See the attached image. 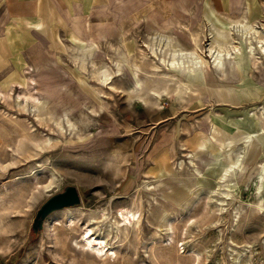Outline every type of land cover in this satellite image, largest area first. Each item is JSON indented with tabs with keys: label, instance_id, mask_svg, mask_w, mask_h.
Segmentation results:
<instances>
[{
	"label": "rangeland",
	"instance_id": "374dc122",
	"mask_svg": "<svg viewBox=\"0 0 264 264\" xmlns=\"http://www.w3.org/2000/svg\"><path fill=\"white\" fill-rule=\"evenodd\" d=\"M200 1L39 0L45 17L7 20L0 264H264V97L244 103L256 117L248 128L231 127V110L202 98L203 86L240 79L243 64L261 91L264 31L243 16L244 0L241 18L227 31L208 30ZM25 8L35 12L37 4L30 0ZM239 22L251 33L241 37ZM236 45L240 50L227 55ZM170 48L201 56L194 72L170 70L163 61L171 59ZM218 48L224 70L214 65ZM32 95L50 109L44 119L52 117L56 130L63 125L65 135L26 112L38 103ZM237 159L225 179L221 173ZM68 185L80 203L50 213L34 233L39 206ZM127 207L139 222L117 224V209ZM69 209L83 221L73 229L66 227ZM91 213L92 226L116 253L109 258L81 241Z\"/></svg>",
	"mask_w": 264,
	"mask_h": 264
},
{
	"label": "crops",
	"instance_id": "0c3cea01",
	"mask_svg": "<svg viewBox=\"0 0 264 264\" xmlns=\"http://www.w3.org/2000/svg\"><path fill=\"white\" fill-rule=\"evenodd\" d=\"M8 1L10 5L7 4ZM27 1L30 0H0V59L6 55L8 49L6 25L9 18L45 17V14L42 12L44 11V8H40L42 3L39 2V0H33L37 4V9L35 12L31 13L25 8V2ZM240 1L241 0H201L200 2L202 3H200L201 5L198 6V10L200 17L206 19L208 30L212 26H215L227 31L233 21L241 18L240 14L238 13V8L241 5L239 4ZM43 7H45V4ZM50 16L54 15L49 14L48 17ZM243 16L248 22L255 23L260 30L264 31V0H244ZM4 20L5 22L3 23ZM258 23H260V25ZM34 31L38 34L37 30ZM262 55L264 56V54ZM195 74L199 80L201 77L199 70L196 73H193V75ZM217 77L218 72L213 68L212 78L215 80ZM221 79L232 81L230 84L231 86H218L213 84H207L203 86L204 92L202 94V98L206 96V99L204 98V102L210 104H221L224 105L221 108H229L232 113L231 116H233L229 119V125H231V127H234L238 124L244 128H248L251 125L255 127L256 117L247 111L244 103L246 101L252 100L254 97H264V84L262 82L260 83V86L263 88H260L261 91L257 93V86L251 81V79H249L245 64H243L242 75H240V79L234 78L233 76ZM204 87H206L207 90H204ZM197 96L200 97V95ZM242 106L244 108H242ZM250 116L252 118H250ZM198 128L200 129L201 127L198 126ZM259 154L260 152L257 154V157Z\"/></svg>",
	"mask_w": 264,
	"mask_h": 264
},
{
	"label": "bare ground",
	"instance_id": "6f19581e",
	"mask_svg": "<svg viewBox=\"0 0 264 264\" xmlns=\"http://www.w3.org/2000/svg\"><path fill=\"white\" fill-rule=\"evenodd\" d=\"M246 22V21H245ZM245 22H243V23H240L238 26H237V28H236V30H237V32L239 33V35L241 36V37H245L246 36V34H249V33H251V31H248L249 29H248V26H245ZM249 25V24H248ZM235 27V26H234ZM233 26H232V28H234ZM254 34V33H253ZM245 35V36H244ZM161 42L164 44V46L166 47H170L171 46V43H170V41L169 40H167L166 38H161V40H160V44H161ZM224 47V46H223ZM228 47V46H227ZM237 49H239L240 50V48H239V46H233V48L232 49H227V50H225V52L227 53V55L228 54H230L231 55V53H233V50H237ZM262 49V51H264V46L261 48ZM224 50H220V48H218V49H216V50H214V51H212L211 52V54H212V56L214 57V65H215V68L217 69V70H224L223 68H224V64H223V61H222V56H221V52H223ZM217 52V53H216ZM240 52V51H239ZM168 53H170V58L171 59H168L167 61H166V58H164L163 59V61H164V63L165 64H167L168 65V67H169V69L170 70H177V69H179V70H183L184 72L186 71V69H189V70H191V72H194V67L196 66V63H197V60H198V57H200L201 58V56H196L195 54H194V52H192V51H183L182 49H179V50H176V49H172V48H170L169 50H168ZM250 53V52H249ZM225 59V58H224ZM199 62V61H198ZM198 64V63H197ZM157 68H161V65H157ZM198 71V70H197ZM200 71V70H199ZM225 72V71H224ZM96 77H98V76H96ZM107 76H105L104 78V83L105 82H107V80L109 79V77H107ZM99 78V80H101V81H103L100 77H98ZM97 78V79H98ZM103 83V82H102ZM32 97L34 98V99H36V100H38V103L34 106L35 108L33 109V110H29L28 109V111H26L27 113H29V112H33V114H34V116H35V119L38 121V123L39 124H44V125H47L49 128H51L53 131L55 130V131H58V133L59 134H61V135H65L66 134V129L64 128V126L63 125H60V127L58 128V130H56L53 126H50L49 125V121L48 120H50L52 117H50L49 119H47V120H45L44 119V115H46V114H50L51 113V111H50V109L49 110H44V108H45V105L43 104L44 102H43V100H41L40 99V97H38V96H33L32 95ZM40 103H42L43 105L41 106V105H39ZM32 114V113H31ZM44 114V115H43ZM66 114H68V113H66ZM65 114V115H66ZM62 116V115H61ZM61 116H59V119L61 118ZM67 119V118H66ZM66 123L68 124V126L69 127H72V125H73V123H72V121L68 118L67 119V121H66ZM46 126V127H47ZM45 127V128H46ZM241 129V128H240ZM250 137V136H249ZM50 142L49 143H51L50 145L52 146L53 145V143H55V142H51L52 140L51 139H53V137L51 138V137H49V138H47ZM251 139V138H250ZM57 141V140H56ZM248 141V137H247V135H246V139H245V142H247ZM243 144H245V143H243ZM247 144V143H246ZM237 163H239L238 162V159L236 160V161H234V162H231V163H229V166H227L225 169H224V171L221 173V175L226 179V177L228 176V175H230L231 174V170H232V168H233V166L235 165V164H237ZM264 169V168H263ZM264 171V170H263ZM261 174V173H260ZM228 178V177H227ZM263 178V177H262ZM224 180V179H223ZM223 182V181H222ZM260 188V187H259ZM258 188V189H259ZM230 195V192L228 191L227 192V194H226V198L228 197ZM74 212H76V211H74ZM77 212H78V210H77ZM137 212V210H133V209H131V208H120V209H117V212H116V217L118 218V222H116L117 224L119 223L120 224V222H121V225H123V226H128V225H131L132 226V224H136V223H138L139 222V220H140V215L138 214V212ZM105 213V212H104ZM103 212H102V214H104ZM66 214H67V216H69V220H68V222H67V224H66V227H68L69 229H73V228H75L76 227V225L77 224H79V223H82V222H80V217H77L76 218V216H74L73 214H75V213H73L70 209L66 212ZM79 214H81L82 216H86V213H83V212H79ZM94 214V213H93ZM92 213L90 214V217H87V218H85V220L87 221V225L85 226V228H84V230H83V232H82V239H81V241H83V243H84V246H88V251H91V252H93V253H97L98 255H100L101 257L102 256H106V258H109L108 256L109 255H111L112 253L113 254H116L115 253V251H114V249L111 247V246H109V243L107 242V240H106V236L105 235H107V234H105V235H101L102 233H100V234H98V232L95 230V228H94V226H92V220H94L95 218H93L92 219V216L94 217V215H93ZM80 215V216H81ZM89 215V214H88ZM97 215V214H96ZM95 215V216H96ZM99 217V216H98ZM114 217V216H113ZM106 216L104 215L102 218H101V221H104V220H106ZM96 221V220H95ZM113 221V220H112ZM110 223V222H109ZM115 223V222H114ZM97 225H99V223H97ZM97 225H95V226H97ZM104 225H105V223H104ZM104 225L102 226V227H104ZM99 226H101V225H99ZM117 226V225H116ZM119 226V225H118ZM100 229V228H99ZM103 229V228H102ZM118 229V228H117ZM109 232H110V230H109ZM109 235H110V233H109ZM108 235V236H109Z\"/></svg>",
	"mask_w": 264,
	"mask_h": 264
},
{
	"label": "water",
	"instance_id": "95a60500",
	"mask_svg": "<svg viewBox=\"0 0 264 264\" xmlns=\"http://www.w3.org/2000/svg\"><path fill=\"white\" fill-rule=\"evenodd\" d=\"M80 196L77 188L73 185L65 186L61 192L49 196L37 209L32 221L31 229L39 234L43 228L44 219L52 212L78 205Z\"/></svg>",
	"mask_w": 264,
	"mask_h": 264
}]
</instances>
